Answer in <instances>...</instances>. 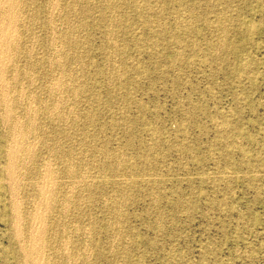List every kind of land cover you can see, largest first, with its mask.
Instances as JSON below:
<instances>
[{
	"label": "rangeland",
	"instance_id": "rangeland-1",
	"mask_svg": "<svg viewBox=\"0 0 264 264\" xmlns=\"http://www.w3.org/2000/svg\"><path fill=\"white\" fill-rule=\"evenodd\" d=\"M21 1H23L24 4H21ZM153 1L154 2H152V0H121L120 3L119 0H94L96 5L93 0H18L17 2L16 0H0V2H4L3 4L0 3V6L3 7H0V11L2 10L0 12V18L2 20H0V27L4 24L0 28V34L4 31L7 35L9 33L5 41L4 39L2 40L0 36V43L3 41L0 44V48L2 49L0 50V57L2 59V57L5 56L3 57L4 60L0 59V65H3H1L3 69L0 66V74H3V76L0 75V88H3L0 90V100L4 99V101H0V264H39V259L43 260H41L43 263L40 262V264H46V262L48 264H55L56 262V264H69L68 262H70V264H264V0ZM156 5L163 11L156 8ZM223 5L225 7H223ZM218 6L222 7L220 8ZM14 7L17 8L12 10ZM45 7L47 8L46 11ZM73 7H76V9ZM19 8L21 9L20 13L18 11ZM51 8L54 9V11ZM109 8L110 10L107 11ZM73 10L74 14L71 15ZM8 11L11 12V14L9 13L7 15ZM220 11H223V13ZM17 13L18 16H15ZM21 13L24 15L22 16ZM112 13L113 15H111ZM9 15L11 18L8 17ZM17 17L18 19H16ZM7 18H10V20L8 21ZM48 18L51 19V21H48ZM12 19L16 22L13 23ZM20 19H22L21 22ZM30 20L32 22L29 24ZM151 20L153 21L151 22ZM73 23L78 25L76 26ZM51 24L52 27L54 25L53 28H51ZM68 25L71 28H69ZM110 25L113 26V28ZM16 26L17 29L15 28ZM10 27L13 31L9 29ZM87 27L88 29L86 30ZM110 27L111 29H109ZM225 28L226 30H224ZM148 29H150L151 32ZM66 30L68 31L66 32ZM179 32L181 33L179 34ZM113 33L115 38L112 36ZM13 34H16L15 39ZM80 34L85 35L81 37ZM34 35L35 37H33ZM46 35L48 39L45 38ZM107 36L112 37V39L110 37L107 38ZM61 38L62 41H65L62 42ZM35 39L37 40L35 41ZM109 41H113V44ZM4 44L9 45L11 50H9V46L5 47L6 45ZM17 44L18 46H16ZM13 45L15 46L14 48ZM179 45L180 47H178ZM119 46L121 49L116 50L120 48ZM49 47H51V49ZM68 50H70V53ZM178 50H180V52ZM7 51L10 52V54ZM177 52L179 54H177ZM45 53L47 54L45 55ZM25 54L28 57H26ZM47 55L48 57H46ZM42 57L43 59H40ZM6 59L11 60L7 62ZM3 61L8 64H4ZM49 62L51 64H49ZM48 64L52 66L49 67ZM60 64L61 66L63 65V68L57 66ZM78 65H80V70L78 69ZM14 66L15 71L13 68ZM25 66L26 68H24ZM30 67L31 69L29 70ZM81 68L83 69L81 70ZM56 70H58V72H56ZM77 70L81 73H78ZM112 70L115 73H112ZM51 71L55 73V75L50 73ZM15 72L17 76H15ZM72 72L73 74L71 75ZM77 74H79V76ZM68 75L70 78L73 76L72 79H70ZM74 76L77 79L74 78ZM105 76L108 77L105 78ZM109 76H111L110 79ZM78 77L81 79L79 78L78 80ZM13 78L15 79L12 80ZM28 78L29 80H27ZM54 80H56V83ZM3 81H5V83H3ZM10 81H13V83ZM20 84L24 87H21L22 85ZM51 84L55 85L52 86ZM33 85L35 87H33ZM45 86L49 90L51 89V91L49 92ZM36 87H38V91L34 89ZM65 87L68 90L65 91ZM61 88H63V90ZM19 90L22 92L19 93ZM28 93L29 95H27ZM6 94H8V96ZM54 96L55 98L57 97V99H55ZM28 97L33 98V100ZM16 98L17 101L15 100ZM58 99H60V101ZM42 101L45 104H43L45 109L42 105ZM22 102L24 103L22 104ZM15 104L17 106H15ZM47 108L52 109H49L51 110V114H48L49 110L47 111ZM18 109L20 111H18ZM16 114L21 115L16 116ZM7 116L9 117L7 118ZM87 116L90 117L88 121L87 119H89V117ZM13 117H16V119ZM76 117L77 119H75ZM215 118L217 119L215 120ZM60 125H63L62 129H60ZM21 128L22 130H20ZM28 128L29 130L26 131ZM34 128L37 131L35 130L34 132ZM12 130L13 132L15 130L13 136H11L13 133ZM17 132H19V137ZM65 132H67L68 136ZM50 134L51 136H48ZM52 134H54V136ZM15 135L16 137H14ZM65 136L67 137L65 138ZM13 137L15 138L14 140ZM9 138H12V140ZM16 138H19V140ZM24 138L26 141H24ZM41 138L42 144L40 142ZM236 140L238 141L236 142ZM36 141L38 142L36 143ZM13 142L16 143L14 144ZM13 144L16 149L13 148ZM49 144H51L52 147ZM20 146L23 147L21 148ZM68 146L74 149L71 148V150H69L68 148L70 147ZM43 147H47L46 150H48V152ZM32 148L35 151L31 150ZM84 148L87 150L84 151ZM9 149H15L17 151L14 150L15 152L12 151L11 154L13 156H11L12 162L14 164L16 163L15 165L12 163L11 170H14H12L13 172L10 174L14 180L10 175L6 176L7 171L3 169L8 163L7 157L8 153L11 151H8ZM25 151H28V153ZM52 151L53 154L51 153ZM54 151L58 152L56 153ZM77 151L80 153L82 151V155ZM15 155H18L19 158H16L18 156ZM72 155L76 156V158ZM28 157H32L30 158L32 161H30ZM42 157H44L45 161ZM53 157L57 158V162H55L56 159ZM41 159L42 161L40 162ZM115 159H117V161ZM43 162H45V164ZM83 162H86V164ZM122 162H124L123 165ZM67 164L70 165L69 167L73 171L72 175L66 172V168H68ZM87 164L89 166H87ZM46 166H49V168ZM19 167L20 169H18ZM26 168L28 169L26 170ZM43 168L44 172L46 169L49 171L44 173L42 170ZM34 170H36V172ZM112 170H114V172ZM251 172H254L253 175ZM66 173L69 174V176L66 175ZM41 174H45L49 178ZM16 175L19 177L17 178ZM21 175L24 176L22 177ZM52 175L55 176L52 177ZM75 175L77 177H75ZM84 176L86 177L84 178ZM20 178L21 180L19 181ZM45 178L47 181L43 183ZM11 179L12 182L8 183V186L7 181H11ZM90 179L93 180L91 181ZM50 181L53 182L51 183ZM19 182L21 183L19 184ZM35 182L38 187L35 186ZM65 184L67 187L69 186V191L64 186ZM104 184L106 185L105 187ZM14 185L15 188H13ZM22 185H24L23 188ZM50 187L53 189H49ZM36 188L40 190L38 189V191ZM77 188L79 189L76 190ZM49 190H51V193ZM79 190L81 194L78 192ZM119 190L120 192L118 193ZM92 191H96V193ZM123 191H125V193H123ZM54 194H56L57 197ZM113 195L118 199L116 200L115 197L114 199ZM54 197L55 199H53ZM104 197L105 199L107 197L106 202ZM10 199H13L12 201L14 202ZM43 201H46L45 205ZM52 202L54 204H52ZM122 203L123 206L121 205ZM32 204L34 209L31 207ZM38 204H40L39 208L45 206L43 208L44 211L42 208H38ZM76 204L77 206L75 207L74 205ZM113 205L118 206L113 207ZM28 206L31 209L28 208ZM63 208L66 209V212ZM77 209L79 210L77 211ZM14 210H16V212ZM18 210L21 215H19ZM110 210H112L111 214ZM42 211L43 214L41 213V215L44 217L43 219L41 215L38 214V212ZM22 212L24 213L22 214ZM27 212L29 216H27ZM32 213H34V215ZM75 215L79 217L77 218ZM15 216H17V219ZM114 216H116L115 218L117 219H115ZM13 217L16 219V222ZM108 217L111 219L109 220ZM31 220H34L33 223H31ZM38 220L41 221L39 222ZM42 222L43 225L41 224ZM57 222L65 226L63 231L61 228L57 231L54 230V224ZM39 223L40 225L37 227ZM71 223L73 225H71ZM30 224H32V226ZM114 224L116 226L115 228L112 226ZM14 225H16V227ZM121 225L124 227L122 226V228ZM13 226L15 228L19 226V228H17L19 242H21L27 250L30 249V235L41 232L39 234H42V237H40L39 240L36 239L35 244L37 243V246L34 244V249L31 250L32 252H29L30 254H28V256L18 254V244L13 236ZM20 227L21 232L19 231ZM29 228L33 229L30 230ZM49 228L51 232L50 230L48 231ZM71 228L72 230H70ZM47 231L50 237H47ZM118 232L119 234H117ZM88 233H90V235H87ZM53 234L55 235L53 236ZM74 240H76L75 243ZM52 243L54 246L51 245ZM59 243L60 246L58 245ZM57 245L58 247H56ZM82 245L88 246L84 247ZM53 248H57V251L53 250ZM66 249L68 251H66ZM58 254L60 255L59 259ZM65 254L68 255L66 256ZM78 254H80V256ZM24 257L27 259H24ZM81 258L83 260H81ZM171 260H173L174 263H172Z\"/></svg>",
	"mask_w": 264,
	"mask_h": 264
},
{
	"label": "bare ground",
	"instance_id": "bare-ground-1",
	"mask_svg": "<svg viewBox=\"0 0 264 264\" xmlns=\"http://www.w3.org/2000/svg\"><path fill=\"white\" fill-rule=\"evenodd\" d=\"M2 1H3V0H2ZM4 1H7V0H4ZM17 1H18V0H16V2H17ZM28 1H29V0H28ZM32 1H33V0H32ZM35 1H36V0H35ZM51 1H52V0H51ZM77 1H78V0H77ZM82 1H83V0H82ZM84 1H85V0H84ZM97 1H100V0H97ZM101 1H102V0H101ZM103 1H105V0H103ZM108 1H109V0H108ZM111 1H112V0H111ZM119 1H120V3H121V0H119ZM136 1H137V0H136ZM160 1H161V0H160ZM168 1H169V0H168ZM219 1H220V0H219ZM11 2H12V1H11ZM16 2H15V3H16ZM21 2H22L21 4H24L23 1H21ZM45 2H46V1H45ZM47 2H48V1H47ZM69 2H70V1H69ZM80 2H81V1H80ZM91 2H92V1H91ZM93 2H94V0H93ZM114 2H116V1H114ZM138 2H139V1H138ZM148 2H149V1H148ZM152 2H154V1L152 0ZM157 2H158V1H157ZM196 2H197V1H196ZM230 2H231V1H230ZM0 3L3 4L4 2H0ZM8 3H10V2H8ZM12 3H13V2H12ZM15 3H14V5H15ZM29 3H31V2H29ZM51 3H52V2H51ZM51 3H50V4H51ZM77 3H78V2H77ZM83 3H84V2H83ZM94 3H95V2H94ZM103 3H104V2H103ZM105 3H106V2H105ZM107 3H108V2H107ZM110 3H112V2H110ZM122 3H123V2H122ZM155 3H156V1H155ZM161 3H162V2H161ZM10 4H11V3H10ZM32 4H33V3H32ZM44 4H45V3H44ZM53 4H54V1H53ZM56 4H57V1H56ZM56 4H55V6H56ZM73 4H74V3H73ZM92 4H93V3H92ZM95 4H96V3H95ZM95 4H94V6H95ZM127 4H128V3H127ZM138 4H140V3H138ZM159 4H160V2H159ZM187 4H188V3H187ZM224 4H225V2H224ZM4 5H6V4H4ZM16 5L18 6L17 3H16ZM16 5H15V6H16ZM96 5H97V4H96ZM103 5H104V4H103ZM117 5H118V3H117ZM146 5H147V4H146ZM157 5H158V4H157ZM157 5H156V6H157ZM176 5H177V4H176ZM180 5H181V4H180ZM8 6H10V5H8ZM21 6H22V5H21ZM25 6H26V2H25ZM25 6H24V7H25ZM46 6H47V5H46ZM49 6H50V5H49ZM52 6H53V5H52ZM52 6H51V7H52ZM72 6H73V5H72ZM75 6H76V4H75ZM77 6H78V5H77ZM82 6H83V4H82ZM105 6H106V5H105ZM140 6H141V5H140ZM150 6H151V5H150ZM159 6H160V5H159ZM0 7H1V6H0ZM6 7H7V6H6ZM12 7H13V6H12ZM24 7H23V8H24ZM31 7H32V6H31ZM33 7H34V5H33ZM47 7H48V6H47ZM62 7H63V6H62ZM80 7H81V6H80ZM83 7H84V6H83ZM97 7H98V6H97ZM97 7H96V8H97ZM122 7H123V6H122ZM147 7H148V6H147ZM164 7H165V6H164ZM197 7H198V6H197ZM218 7H220V6H218ZM221 7H222V6H221ZM221 7H220V8H221ZM223 7H225V6L223 5ZM1 8H3V7H1ZM1 8H0V9H1ZM15 8H17V7L12 8V10L15 9ZM20 8H21V7H20ZM20 8H19V10H18L19 13H20V10H21ZM45 8H46V7H45ZM49 8H50V7H49ZM52 8H53V7H52ZM52 8H51V9H52ZM71 8H72V7H71ZM73 8H74V7H73ZM85 8H86V7H85ZM89 8H91V7H89ZM94 8H95V7H94ZM98 8H99V7H98ZM110 8H111V7H110ZM110 8L107 9V11L110 10ZM156 8L159 9L158 6H157ZM156 8H155V9H156ZM160 8H161V6H160ZM6 9H7V8H6ZM59 9H60V8H59ZM74 9H76V7H75ZM100 9H101V8H100ZM102 9H103V8H102ZM117 9H118V7H117ZM144 9H145V8H144ZM148 9H149V8H148ZM150 9H151V8H150ZM164 9H165V8H164ZM4 10H5V9H4ZM12 10H11V11H12ZM25 10H26V9H25ZM27 10H28V9H27ZM32 10H33V9H32ZM46 10H47V8L45 9V11H46ZM52 10L54 11V9H52ZM52 10H51V11H52ZM62 10H63V9H62ZM81 10H82V9H81ZM81 10H80V11H81ZM87 10H88V9H87ZM93 10H94V9H93ZM105 10H106V9H105ZM113 10H114V9H113ZM122 10H123V9H122ZM122 10H119V11H122ZM153 10H154V9H153ZM159 10H160V9H159ZM187 10H188V9H187ZM199 10H200V9H199ZM217 10H218V9H217ZM220 10H221V9H220ZM1 11H2V10H1ZM1 11H0V12H1ZM6 11H7V10H6ZM9 11H10V8H9ZM9 11H8L7 15H8L9 13L11 14V12H9ZM34 11H35V10H34ZM60 11H61V10H60ZM77 11H78V10H77ZM80 11H79V12H80ZM83 11H84V10H83ZM114 11H115V10H114ZM114 11H113V12H114ZM135 11H136V10H135ZM137 11H138V10H137ZM148 11H149V10H148ZM156 11H158V10H156ZM156 11H155V12H156ZM160 11H163V10H160ZM160 11H159V12H160ZM224 11H225V10H224ZM3 12H5V11H3ZM27 12H28V11H27ZM31 12H32V11H31ZM31 12H30V13H31ZM72 12H73V13H72L71 15L74 14V10H73ZM84 12H85V11H84ZM110 12H112V11H110ZM122 12H123V11H122ZM138 12H139V11H138ZM153 12H154V11H153ZM190 12H191V10H190ZM215 12H216V11H215ZM220 12L223 13V11H220ZM23 13H25V12H23ZM30 13H29V15H30ZM52 13H54V12H52ZM59 13H60V12H59ZM81 13H82V12H81ZM94 13H95V12H94ZM100 13H101V12H100ZM117 13H118V12H117ZM141 13H142V11H141ZM143 13H145V12H143ZM156 13H157V12H156ZM161 13H162V12H161ZM185 13H186V12H185ZM196 13H197V11H196ZM33 14H34V12H33ZM50 14H51V12H50ZM60 14H61V13H60ZM64 14H65V13H64ZM103 14H104V13H103ZM119 14H120V13H119ZM138 14H139V13H138ZM147 14H148V13H147ZM147 14H146V15H147ZM152 14H153V13H152ZM157 14H158V13H157ZM217 14H218V13H217ZM0 15H1V14H0ZM4 15H6V14H4ZM19 15H20V14H19ZM21 15L23 16L24 14L21 13ZM35 15H36V13H35ZM35 15H34V16H35ZM51 15H52V14H51ZM62 15H63V14H62ZM68 15H69V14H68ZM90 15H91V13H90ZM104 15H105V14H104ZM107 15H108V13H107ZM111 15H113V13H112ZM177 15H178V14H177ZM182 15H183V14H182ZM15 16H18V13H17V15L15 14ZM15 16H14V19H15ZM25 16H26V15H25ZM40 16H41V15H40ZM58 16H59V15H58ZM63 16H64V15H63ZM69 16H70V15H69ZM69 16H68V17H69ZM116 16H117V14H116ZM186 16H187V15H186ZM224 16H225V15H224ZM5 17H6V16H5ZM8 17H10V15H9ZM35 17H36V16H35ZM45 17H46V16H45ZM49 17H50V15H49ZM107 17H108V16H107ZM110 17H111V16H110ZM112 17H113V16H112ZM114 17H115V16H114ZM120 17H121V16H120ZM138 17H139V16H138ZM145 17H147V16H145ZM228 17H229V16H228ZM2 18H3V16H2ZM10 18H11V17H10ZM10 18H9V19L7 18L8 21L10 20ZM12 18H13V17H12ZM23 18H24V17H23ZM28 18H29V16H28ZM30 18H32V17H30ZM50 18H51V17H50ZM65 18H66V17H65ZM65 18H64V19H65ZM115 18H116V17H115ZM117 18H118V17H117ZM16 19H18V17H17ZM34 19H35V18H34ZM52 19H53V18H52ZM61 19H62V18H61ZM93 19H94V18H93ZM123 19H124V18H123ZM128 19H129V18H128ZM151 19H152V17H151ZM186 19H187V17H186ZM193 19H194V18H193ZM0 20H1V18H0ZM12 20H13V19H12ZM21 20H22V19H20V22H21ZM45 20H46V18H45ZM49 20L51 21V19L48 18V21H49ZM79 20H80V19H79ZM107 20H108V18H107ZM107 20H106V21H107ZM114 20H115V19H114ZM114 20H113V21H114ZM218 20H219V18H218ZM223 20H224V19H223ZM225 20H226V19H225ZM1 21H2V20H1ZM1 21H0V23H1ZM8 21H7V22H8ZM27 21H28V20H27ZM52 21H53V20H52ZM60 21H61V20H60ZM62 21H63V20H62ZM70 21H72V20H70ZM91 21H92V20H91ZM98 21H99V20H98ZM108 21H109V20H108ZM117 21H118V19H117ZM117 21H116V22H117ZM119 21H120V20H119ZM141 21H142V20H141ZM152 21H153V20H151V22H152ZM182 21H183V20H182ZM14 22H16V21L13 20V23H14ZM31 22H32V21L30 20L29 24H30ZM33 22H34V21H33ZM67 22H68V21H67ZM75 22H76V21H75ZM102 22H103V21H102ZM155 22H156V21H155ZM209 22H210V21H209ZM209 22H208V23H209ZM218 22H219V21H218ZM5 23H6V22H5ZM47 23H48V22H47ZM49 23H50V22H49ZM54 23H55V22H54ZM81 23H82V22H81ZM100 23H101V22H100ZM103 23H105V22H103ZM103 23H101V24H103ZM114 23H115V22H114ZM117 23H118V22H117ZM149 23H150V21H149ZM158 23H159V22H158ZM216 23H217V22H216ZM221 23H222V22H221ZM24 24H25V23H24ZM26 24H27V23H26ZM35 24H36V23H35ZM71 24H72V23H71ZM71 24H70V25H71ZM73 24H74V23H73ZM105 24H106V23H105ZM110 24H111V23H110ZM154 24H155V23H154ZM154 24H153V25H154ZM181 24H182V23H181ZM228 24H229V23H228ZM230 24H231V23H230ZM1 25H2V24H1ZM3 25H4V24H3ZM3 25H2V26H3ZM5 25H6V24H5ZM12 25H13V24H12ZM27 25H28V24H27ZM33 25H34V23H33ZM48 25H49V24H48ZM59 25H60V24H59ZM61 25H62V24H61ZM74 25H76V24H74ZM77 25H78V24H77ZM77 25H76V26H77ZM87 25H88V24H87ZM107 25H108V24H107ZM151 25H152V24H151ZM177 25H178V24H177ZM223 25H224V24H223ZM2 26H1V27H2ZM45 26H46V25H45ZM64 26H65V25H64ZM82 26H83V25H82ZM101 26H102V25H101ZM110 26H111V25H110ZM118 26H119V25H118ZM147 26H148V25H147ZM154 26H155V25H154ZM156 26H157V25H156ZM159 26H160V25H159ZM180 26H181V25H180ZM182 26H183V25H182ZM212 26H214V25H212ZM226 26H227V25H226ZM1 27H0V28H1ZM4 27H5V26H4ZM48 27H49V26H48ZM53 27H54V25H53ZM53 27H52V24H51V28H53ZM68 27L71 28L69 25H68ZM89 27H90V26H89ZM107 27H108V26H107ZM111 27L113 28V26H111ZM111 27H110L109 29H111ZM121 27H122V26H121ZM13 28H14V26H13ZM15 28L17 29V26H16ZM51 28H50V29H51ZM56 28H57V26H56ZM56 28H55V29H56ZM58 28H59V26H58ZM60 28H61V27H60ZM69 28H68V29H69ZM78 28H79V27H78ZM82 28H83V27H82ZM100 28H101V27H100ZM117 28H118V27H117ZM9 29H12V28L10 27ZM9 29H8V30H9ZM61 29H62V28H61ZM61 29H60V30H61ZM72 29H73V28H72ZM75 29H76V28H75ZM87 29H88V27L86 28V30H87ZM136 29H137V28H136ZM14 30H15V29H14ZM51 30H52V29H51ZM57 30H58V29H57ZM131 30H132V29H131ZM148 30H150V29H148ZM153 30H154V29H153ZM155 30H156V28H155ZM224 30H226V28H225ZM224 30H223V31H224ZM9 31H10V30H9ZM12 31H13V29H12ZM67 31H68V30H66V32H67ZM71 31H72V30H71ZM107 31H108V29H107ZM109 31H110V30H109ZM176 31H177V30H176ZM201 31H202V30H201ZM31 32H32V31H31ZM50 32H52V31H50ZM55 32H56V30H55ZM63 32H64V31H63ZM79 32H80V31H79ZM130 32H131V31H130ZM147 32H148V31H147ZM150 32H151V30H150ZM157 32H158V30H157ZM189 32H190V31H189ZM218 32H219V31H218ZM221 32H222V31H221ZM224 32H225V31H224ZM227 32H228V30H227ZM7 33H8V31H7ZM20 33H21V32H20ZM28 33H29V32H28ZM33 33H34V31H33ZM45 33H46V32H45ZM52 33H54V32H52ZM60 33H61V32H60ZM70 33H71V32H70ZM73 33H74V32H73ZM177 33H178V32H177ZM180 33H181V32H179V34H180ZM184 33H185V32H184ZM193 33H195V32H193ZM75 34H76V31H75ZM75 34H74V35H75ZM87 34H88V33H87ZM107 34H108V33H107ZM135 34H137V33H135ZM188 34H190V33H188ZM224 34H225V33H224ZM13 35H14V34H13ZM18 35H19V34H18ZM30 35H31V34H30ZM49 35H50V34H49ZM49 35H48V36H49ZM59 35H60V34H59ZM66 35H67V34H66ZM80 35H81V34H80ZM82 35H83V34H82ZM82 35H81V37H82ZM84 35H85V34H84ZM84 35H83V37H84ZM108 35H109V34H108ZM110 35H111V34H110ZM113 35H114V33L112 34V36H113ZM115 35H116V34H115ZM128 35H129V33H128ZM132 35H133V34H132ZM227 35H229V34H227ZM227 35H226V36H227ZM0 36H1L2 40L4 39V41H5V39L8 38L9 33H8V35H7L6 32L4 31V32H2V33L0 34ZM15 36H16V34L14 35V39H15ZM19 36H20V35H19ZM23 36H24V35H23ZM51 36H52V35H51ZM57 36H58V34H57ZM61 36H62V34H61ZM69 36H70V35H69ZM78 36H79V34H78ZM87 36H88V35H87ZM220 36H221V35H220ZM223 36H224V35H223ZM10 37H11V34H10ZM10 37H9V38H10ZM33 37H35V35H34ZM37 37H38V36H37ZM58 37H59V36H58ZM58 37H57V38H58ZM67 37H68V35H67ZM76 37H77V36H76ZM108 37H110V36H107V38H108ZM113 37H114V36H113ZM139 37H140V36H139ZM174 37H175V36H174ZM183 37H184V36H183ZM19 38H20V37H19ZM30 38H32V37H30ZM45 38L48 39L47 35H46ZM59 38H60V37H59ZM59 38H58V39H59ZM63 38H64V37H63ZM73 38H74V37H73ZM105 38H106V37H105ZM110 38L112 39V37H110ZM114 38H115V37H114ZM117 38H118V37H117ZM162 38H163V37H162ZM171 38H172V37H171ZM222 38H224V37H222ZM225 38H227V37H225ZM230 38H231V37H230ZM12 39H13V38H12ZM12 39H11V40H12ZM64 39H65V38H64ZM70 39H71V37H70ZM139 39H141V38H139ZM19 40H20V39H19ZM22 40H23V39H22ZM29 40H31V39H29ZM29 40H28V41H29ZM36 40H37V39H35V41H36ZM39 40H40V38H39ZM45 40H46V39H45ZM49 40H50V39H49ZM51 40H52V39H51ZM67 40H68V39H67ZM109 40H110V39H109ZM114 40H115V39H114ZM222 40H223V39H222ZM9 41H10V39H9ZM33 41H34V40H33ZM35 41H34V42H35ZM61 41H62V38H61ZM63 41H65V40H63ZM63 41H62V42H63ZM75 41H76V40H75ZM77 41H78V38H77ZM104 41H105V40H104ZM174 41H175V40H174ZM180 41H181V40H180ZM180 41H179V42H180ZM189 41H190V40H189ZM2 42H3V41H2ZM2 42H1V43H2ZM6 42H7V41H6ZM11 42H13V41H11ZM17 42H18V41H17ZM31 42H32V41H31ZM46 42H47V41H46ZM78 42H79V41H78ZM109 42H111V41H109ZM112 42H113V41H112ZM112 42H111V43H112ZM171 42H172V40H171ZM244 42H245V41H244ZM1 43H0V44H1ZM22 43H23V42H22ZM50 43H51V42H50ZM50 43H49V45H50ZM55 43H56V42H55ZM57 43H58V42H57ZM80 43H81V42H80ZM86 43H87V42H86ZM161 43H162V42H161ZM191 43H192V42H191ZM20 44H21V43H20ZM25 44H26V43H25ZM44 44H45V42H44ZM61 44H62V43H61ZM65 44H66V42H65ZM112 44H113V43H112ZM114 44H115V43H114ZM116 44H117V43H116ZM153 44H154V43H153ZM177 44H178V43H177ZM4 45H6V44H4ZM31 45H32V44H31ZM46 45H47V44H46ZM70 45H71V44H70ZM108 45H109V43H108ZM108 45H107V46H108ZM142 45H143V44H142ZM7 46H9V45H6L5 47H7ZM16 46H18V44H17ZM26 46H27V45H26ZM65 46H66V45H65ZM110 46H111V45H110ZM110 46H109V47H110ZM132 46H133V45H132ZM153 46H154V45H153ZM158 46H159V44H158ZM162 46H163V45H162ZM0 47H1V46H0ZM14 47H15V46L13 45V48H14ZM60 47H61V46H60ZM72 47H73V46H72ZM116 47H117V46H116ZM119 47H120V46H119ZM138 47H139V46H138ZM138 47H136V48H138ZM143 47H144V46H143ZM160 47H161V45H160ZM178 47H180V45H179ZM190 47H191V46H190ZM213 47H214V46H213ZM228 47H229V46H228ZM230 47H232V46H230ZM16 48H17V47H16ZM30 48H31V47H30ZM49 48L51 49V47H49ZM55 48H56V47H55ZM58 48H59V46H58ZM58 48H57V51H58ZM112 48H113V47H112ZM123 48H124V47H123ZM152 48H153V47H152ZM164 48H165V47H164ZM186 48H187V47H186ZM197 48H198V47H197ZM214 48H215V47H214ZM21 49H22V48H21ZM21 49H20V50H21ZM46 49H47V48H46ZM120 49H121V47H120L119 49H116V50H120ZM142 49H143V48H142ZM0 50H2V49L0 48ZM9 50H11V49H10V46H9ZM16 50H17V49H16ZM30 50H31V49H30ZM30 50H29V51H30ZM54 50H56V49H54ZM59 50H60V49H59ZM66 50H67V49H66ZM66 50H65V51H66ZM74 50H75V49H74ZM78 50H79V49H78ZM112 50H113V49H112ZM181 50H182V49H181ZM21 51H22V50H21ZM21 51H20V52H21ZM31 51H32V50H31ZM45 51H46V50H45ZM80 51H81V50H80ZM114 51H115V50H114ZM138 51H139V50H138ZM154 51H155V50H154ZM163 51H164V50H163ZM178 51L180 52V50H178ZM214 51H215V50H214ZM237 51H238V49H237ZM7 52H8V51H7ZM14 52H15V51H14ZM14 52H13V54L15 55ZM27 52H28V51H27ZM46 52H47V51H46ZM55 52H56V51H55ZM55 52H54V53H55ZM66 52H67V51H66ZM66 52H65V53H66ZM68 52L70 53V50H68ZM71 52H72V51H71ZM75 52H76V51H75ZM158 52H159V51H158ZM8 53L10 54V52H8ZM25 53H26V52H25ZM49 53H50V52H49ZM69 53H68V54H69ZM122 53H123V52H122ZM183 53H184V52H183ZM211 53H212V52H211ZM13 54H12V55H13ZM27 54H28V53H27ZM33 54H34V53H33ZM46 54H47V53H45V55H46ZM79 54H80V53H79ZM111 54H112V53H111ZM117 54H118V53H117ZM177 54H179V53L177 52ZM185 54H186V53H185ZM213 54H214V53H213ZM213 54H212V55H213ZM3 55H5V54H3ZM30 55H31V54H30ZM50 55H51V54H50ZM72 55H73V54H72ZM75 55H76V54H75ZM109 55H110V54H109ZM157 55H158V53H157ZM25 56H26V54H25ZM31 56H32V55H31ZM60 56H61V54H60ZM60 56H57V57H60ZM69 56H70V55H69ZM118 56H119V55H118ZM177 56H178V55H177ZM182 56H183V54H182ZM3 57H5V56H3ZM3 57H2V59L4 60ZM20 57H21V56H20ZM26 57H28V56H26ZM34 57H35V56H34ZM34 57H33V58H34ZM46 57H48V55H47ZM49 57H50V56H49ZM57 57H56V58H57ZM65 57H66V56H65ZM109 57H111V56H109ZM174 57H175V56H174ZM179 57H180V56H179ZM11 58H12V57H11ZM22 58H23V57H22ZM61 58H62V56H61ZM115 58H116V56H115ZM175 58H176V57H175ZM0 59H1V57H0ZM2 59H1V60H2ZM7 59H8V56H7ZM7 59H6V60H7ZM23 59H24V58H23ZM40 59H43V57L40 58ZM58 59H59V58H58ZM63 59H64V58H63ZM70 59H71V58H70ZM75 59H76V58H75ZM77 59H78V58H77ZM80 59H81V58H80ZM82 59H84V58H82ZM177 59H178V58H177ZM205 59H206V58H205ZM244 59H245V57H244ZM247 59H248V58H247ZM1 60H0V62H1ZM9 60H11V59H9ZM9 60H7V62H8ZM27 60H28V59H27ZM37 60H38V59H37ZM51 60H52V56H51ZM51 60H49V61H51ZM197 60H198V59H197ZM213 60H214V59H213ZM39 61H40V60H39ZM82 61H83V60H82ZM82 61H81V63H82ZM89 61H90V60H89ZM3 62H4V61H3ZM23 62H24V61H23ZM27 62H29V61H27ZM37 62H38V61H37ZM61 62H62V61H61ZM61 62H60V63H61ZM72 62H73V60H72ZM74 62H75V61H74ZM77 62H78V61H77ZM129 62H130V61H129ZM24 63H25V62H24ZM24 63H22V64H24ZM55 63H56V62H55ZM55 63H54V64H55ZM63 63H64V62H63ZM67 63H68V62H67ZM75 63H76V62H75ZM89 63H90V62H89ZM243 63H244V62H243ZM249 63H250V62H249ZM4 64H8V63H5V62H4ZM34 64H35V63H34ZM34 64H32V65H34ZM38 64H40V63H38ZM49 64H51V63L49 62ZM49 64H48V66L51 67L52 65L50 66ZM61 64H62V63H61ZM61 64H60V65H57V66L59 67V66H61ZM64 64H65V63H64ZM86 64H87V63H86ZM91 64H92V63H91ZM135 64H136V63H135ZM240 64H241V62H240ZM250 64H251V63H250ZM1 65H2V64H1ZM1 65H0V66H1ZM27 65H28V64H27ZM27 65H26V66H27ZM73 65H74V64H73ZM92 65H93V64H92ZM136 65H137V64H136ZM241 65L243 66V64H241ZM246 65H247V64H246ZM2 66H3V65H2ZM2 66H1V67H2ZM26 66H25L24 68H26ZM34 66H35V65H34ZM34 66H32V67H34ZM45 66H47V65H45ZM62 66H63V65H62ZM62 66H61V67H62ZM70 66H71V65H70ZM79 66H80V65H78V69L80 70ZM87 66H88V65H87ZM154 66H155V65H154ZM5 67H6V66H5ZM5 67H4V68H5ZM22 67H23V65H22ZM27 67H28V66H27ZM37 67H38V66H37ZM71 67H72V66H71ZM71 67H69V68H71ZM74 67H75V66H74ZM81 67H82V64H81ZM88 67H89V66H88ZM121 67H122V66H121ZM13 68H14V71H15V66H14ZM39 68H40V67H39ZM62 68H63V67H62ZM96 68H97V67H96ZM137 68H138V67H137ZM141 68H142V67H141ZM0 69H1V68H0ZM2 69H3V67H2ZM21 69H22V68H21ZM30 69H31V67L29 68V70H30ZM42 69H43V68H42ZM56 69H57V68H56ZM58 69H61V68H58ZM64 69H65V68H64ZM82 69H83V68H81V70H82ZM126 69H127V68H126ZM243 69H244V68H243ZM19 70H20V69H19ZM25 70H27V69H25ZM38 70H39V69H38ZM48 70H49V69H48ZM54 70H55V69H54ZM66 70H67V69H66ZM73 70H74V69H73ZM79 70H77V72H78ZM86 70H87V69H86ZM86 70H85V71H86ZM118 70H119V69H118ZM148 70H149V68H148ZM241 70H242V69H241ZM249 70H250V69H249ZM2 71H3V70H2ZM4 71H5V69H4ZM12 71H13V70H12ZM42 71H43V70H42ZM70 71H71V70H70ZM70 71H66V72H70ZM0 72H1V70H0ZM16 72H17V71H16ZM16 72H15V76H17V75H16ZM28 72H29V71H28ZM31 72H32V71H31ZM56 72H58V70H56ZM61 72H62V71H61ZM61 72H60V74H61ZM108 72H109V71H108ZM111 72H112V73H115V72H113V70H112ZM116 72H117V71H116ZM124 72H125V71H124ZM124 72H123V73H124ZM249 72H250V71H249ZM8 73H9V72H8ZM23 73H24V72H23ZM39 73H41V72H39ZM50 73H52V71H51ZM64 73H65V72H64ZM78 73H81V72H78ZM82 73H83V72H82ZM85 73H86V72H85ZM109 73H110V72H109ZM118 73H119V72H118ZM146 73H147V72H146ZM229 73H230V72H229ZM246 73H247V71H246ZM24 74H26V73H24ZM28 74H29V73H28ZM33 74H34V73H33ZM52 74L55 75V73H52ZM56 74H57V73H56ZM67 74H68V73H67ZM72 74H73V72L71 73V75H72ZM105 74H106V73H105ZM116 74H117V73H116ZM0 75H1V74H0ZM7 75H8V74H7ZM10 75H11V74H10ZM10 75H9V76H10ZM13 75H14V74H13ZM29 75H30V74H29ZM41 75H42V74H41ZM43 75H44V74H43ZM46 75H47V74H46ZM50 75H51V74H50ZM64 75H66V74H64ZM69 75H70V73H69ZM69 75H68V77H69ZM77 75L79 76V74H77ZM95 75H96V74H95ZM1 76H3V74H2ZM1 76H0V77H1ZM20 76H21V75H20ZM39 76H40V75H39ZM58 76H59V75H58ZM83 76H84V74H83ZM83 76H82V77H83ZM113 76H114V75H113ZM119 76H122V75H119ZM249 76H250V75H249ZM13 77H14V76H13ZM24 77H25V76H24ZM33 77H34V75H33ZM61 77H62V76H61ZM61 77H60V78H61ZM65 77H66V76H65ZM72 77H73V76H72ZM72 77H71V78L69 77V78L72 79ZM107 77H108V76H107ZM107 77L105 76V78H107ZM110 77H111V76H109V79H110ZM123 77H124V76H123ZM5 78H6V77H5ZM5 78H4V79H5ZM11 78H12V77H11ZM15 78H16V77H15ZM15 78H13L12 80H14ZM36 78H37V77H36ZM39 78H41V77H39ZM45 78H46V77H45ZM48 78H49V76H48ZM54 78H55V77H54ZM54 78H53V79H54ZM74 78H76V77L74 76ZM79 78H80V77H78V80H79ZM120 78H121V77H120ZM248 78H249V77H248ZM4 79H3V80H4ZM8 79H9V78H8ZM51 79H52V78H51ZM58 79H59V77H58ZM70 79H69V80H70ZM76 79H77V78H76ZM80 79H81V78H80ZM123 79H124V78H123ZM245 79H246V78H245ZM27 80H29V78H28ZM30 80H31V79H30ZM33 80H34V79H33ZM44 80H45V79H44ZM65 80H66V79H65ZM82 80H83V79H82ZM8 81H9V80H8ZM17 81H18V80H17ZM50 81H51V80H50ZM55 81H56V80H54V82H55ZM62 81H63V80H62ZM73 81H74V80H73ZM108 81H109V80H108ZM111 81H112V80H111ZM115 81H116V80H115ZM122 81H123V80H122ZM128 81H130V80H128ZM10 82H11V81H10ZM30 82H32V81H30ZM44 82H45V81H44ZM47 82H48V81H47ZM67 82H68V81H67ZM3 83H5V81H3ZM11 83H13V81H12ZM52 83H53V82H52ZM55 83H56V82H55ZM57 83H59V82H57ZM74 83H75V82H74ZM77 83H78V82H77ZM118 83H119V82H118ZM16 84H17V83H16ZM16 84H15V86H16ZM22 84H23V83H22ZM22 84H20V85H22ZM27 84H28V83H27ZM48 84H49V83H48ZM78 84H79V83H78ZM80 84H81V81H80ZM115 84H116V83H115ZM122 84H123V83H122ZM125 84H126V83H125ZM125 84H124V86H125ZM5 85H6V84H5ZM23 85H24V84H23ZM23 85H22L21 87H24V86H25V85H24V86H23ZM28 85H30V84H28ZM38 85H39V84H38ZM42 85H43V83H42ZM51 85H52V84H51ZM54 85H55V84H54ZM54 85H52V86H54ZM57 85H58V84H57ZM75 85H76V84H75ZM81 85H82V84H81ZM3 86H4V85H3ZM10 86H11V85H10ZM30 86H31V85H30ZM43 86H44V85H43ZM67 86H69V85H67ZM77 86H79V85H77ZM7 87H8V86H7ZM21 87H20V88H21ZM33 87H35V86L33 85ZM45 87H46V86H45ZM47 87H48V85H47ZM47 87H46V88H47ZM69 87H70V86H69ZM69 87H68V88H69ZM72 87H73V86H72ZM75 87H76V86H75ZM120 87H121V86H120ZM9 88H10V87H9ZM9 88H8V89H9ZM13 88H14V87H13ZM20 88H18V89H20ZM28 88H29V87H28ZM28 88H27V89H28ZM37 88H38V87H36V88H34V89L37 90ZM43 88H44V87H43ZM49 88H52V87H49ZM65 88H66V87H65ZM81 88H82V87H81ZM2 89H3V88H0V90H2ZM27 89H26V90H27ZM47 89H48V88H47ZM61 89L63 90V88H61ZM78 89H79V88H78ZM5 90H6V89H5ZM21 90H22V89H21ZM44 90H45V89H44ZM56 90H57V89H56ZM66 90H68V89L66 88L65 91H66ZM70 90H71V89H70ZM70 90H69V91H70ZM76 90H77V89H76ZM76 90H75V91H76ZM79 90H80V89H79ZM8 91H9V90H8ZM17 91H18V90H17ZM19 91H20V90H19ZM24 91H25V90H24ZM24 91H23V93H24ZM29 91H30V88H29ZM37 91H38V90H37ZM48 91L50 92L51 89H50V90L48 89ZM54 91H55V90H54ZM1 92H2V91H1ZM6 92H7V91H6ZM13 92H14V91H13ZM21 92H22V91H20L19 93H21ZM26 92H27V91H26ZM35 92H36V91H35ZM46 92H47V91H46ZM57 92H58V91H57ZM60 92H61V90H60ZM71 92H72V91H71ZM77 92H78V91H77ZM14 93H15V92H14ZM17 93H18V92H17ZM23 93H22V94H23ZM38 93H39V92H38ZM44 93H45V92H44ZM61 93H62V92H61ZM2 94H3V93H2ZM34 94H37V93H34ZM41 94H42V93H41ZM67 94H68V93H67ZM3 95H4V94H3ZM6 95L8 96V94H6ZM12 95H13V94H12ZM27 95H29V93H28ZM31 95H32V94H31ZM31 95H30V96H31ZM37 95H39V94H37ZM69 95H70V94H69ZM71 95H72V94H71ZM33 96H34V95H33ZM42 96H43V95H42ZM46 96H47V95H46ZM56 96H57V95H56ZM64 96H65V95H64ZM66 96H67V95H66ZM73 96H74V93H73ZM73 96H72V97H73ZM12 97H13V96H12ZM12 97H11V98H12ZM16 97H18V96H16ZM25 97H26V94H25ZM35 97H36V96H35ZM38 97H39V96H38ZM38 97H37V98H38ZM59 97H60V96H59ZM61 97H62V96H61ZM75 97H76V93H75ZM93 97H94V96H93ZM7 98H8V97H7ZM18 98H19V97H18ZM28 98H30V97H28ZM39 98H40V97H39ZM52 98H53V97H52ZM54 98H55V96H54ZM70 98H71V97H70ZM19 99H20V98H19ZM30 99L33 100V98H30ZM34 99H35V98H34ZM50 99H51V98H50ZM55 99H57V97H56ZM63 99H64V98H63ZM67 99H68V98H67ZM6 100H7V99H6ZM15 100L17 101V98H16ZM15 100H14V101H15ZM31 100H30V101H31ZM43 100H44V99H43ZM45 100H46V99H45ZM47 100H48V99H47ZM52 100H53V99H52ZM58 100L60 101V99H58ZM58 100H57V103H58ZM0 101L2 102V101H4V99H3V100H0ZM9 101H10V100H9ZM11 101H12V100H11ZM48 101H50V100H48ZM28 102H29V101H28ZM31 102H32V101H31ZM42 102H43V101H42ZM45 102H47V101H45ZM51 102H52V101H51ZM51 102H50V103H51ZM5 103H7V102H5ZM10 103H11V102H10ZM19 103H20V102H19ZM19 103H18V104H19ZM23 103H24V102H22V104H23ZM29 103H30V102H29ZM38 103H39V102H38ZM47 103H48V102H47ZM50 103H49V104H50ZM52 103H53V102H52ZM52 103H51V104H52ZM13 104H14V102H13ZM25 104H26V103H25ZM43 104H44V102L42 103V105H43ZM51 104H50V105H51ZM59 104H60V103H59ZM239 104H240V103H239ZM4 105H5V104H4ZM32 105H33V104H32ZM42 105H41V107H42ZM44 105H45V104H44ZM44 105H43V106H44ZM50 105H49V106H50ZM53 105H54V104H53ZM56 105H57V104H56ZM15 106H17V105L15 104ZM58 106H59V105H58ZM34 107H35V104H34ZM36 107H37V106H36ZM41 107H40V110H41ZM55 107H57V106H55ZM194 107H195V106H194ZM14 108H15V107H14ZM21 108H22V107H21ZM21 108H20V109H21ZM25 108H26V107H25ZM32 108H33V107H32ZM6 109H7V108H6ZM10 109H11V108H10ZM27 109H28V106H27ZM42 109H43V107H42ZM44 109H45V106H44ZM49 109H51V108H47V111H48ZM56 109H57V108H56ZM56 109H55V110H56ZM25 110H26V109H25ZM25 110H24V111H25ZM51 110H52V109H51ZM51 110H49V113H48V112H46V113L51 114V113H50ZM53 110H54V109H53ZM67 110H68V109H67ZM237 110H238V109H237ZM9 111H10V110H9ZM9 111H7V112H9ZM14 111H15V110H14ZM18 111H20V110L18 109ZM26 111H27V110H26ZM26 111H25V112H26ZM32 111H33V110H32ZM59 111H60V110H59ZM68 111H69V110H68ZM190 111H191V110H190ZM194 111H195V110H194ZM194 111H193V112H194ZM11 112H12V111H11ZM39 112H40V111H39ZM62 112H63V111H62ZM62 112H61V114H62ZM70 112H71V111H70ZM16 113H17V112H16ZM26 113H27V112H26ZM28 113H29V112H28ZM46 113H45V116H46ZM65 113H67V112H65ZM65 113H64V114H65ZM89 113H90V112H89ZM0 114H1V113H0ZM21 114H22V112H21ZM21 114H19V115H21ZM33 114H34V113H33ZM74 114H75V113H74ZM85 114H86V113H85ZM91 114H92V113H91ZM189 114H190V113H189ZM192 114H193V113H192ZM19 115L16 114V116H19ZM27 115H28V114H27ZM30 115H32V114H30ZM38 115H39V113H38ZM56 115H57V114H56ZM72 115H73V114H72ZM88 115H89V114H88ZM13 116H14V114H13ZM22 116H23V115H22ZM22 116H21V118H22ZM48 116H49V115H48ZM54 116H55V114H54ZM54 116H53V117H54ZM61 116H62V115H61ZM74 116H75V115H74ZM89 116H90V115H89ZM89 116H87V117H89ZM4 117H5V115H4ZM8 117H9V116H7V118H8ZM11 117H12V116H11ZM24 117H25V115H24ZM37 117H38V116H37ZM53 117H52V119H53ZM68 117H69V116H68ZM87 117H86V118H87ZM222 117H223V115H222ZM225 117H226V116H225ZM13 118L16 119V117H13ZM38 118H39V117H38ZM43 118H44V116H43ZM48 118H49V117H48ZM71 118H72V117H71ZM73 118H74V117H73ZM61 119H62V118H61ZM63 119H64V117H63ZM75 119H77V117H76ZM216 119H217V118H215V120H216ZM223 119H224V117H223ZM7 120H8V119H7ZM19 120H20V119H19ZM21 120H22V119H21ZM38 120H39V119H38ZM40 120H41V119H40ZM64 120H65V119H64ZM66 120H67V119H66ZM88 120H90V117H89V119H87V121H88ZM26 121H27V120H26ZM31 121H32V120H31ZM31 121H30V122H31ZM49 121H50V120H49ZM61 121H62V120H61ZM93 121H94V120H93ZM93 121H92V122H93ZM191 121H192V120H191ZM193 121H195V120H193ZM217 121H218V120H217ZM233 121H234V120H233ZM15 122H16V121H15ZM69 122H70V121H69ZM71 122H72V121H71ZM73 122H74V121H73ZM220 122H221V121H220ZM11 123H12V122H11ZM11 123H10V125H11ZM13 123H14V121H13ZM16 123H17V122H16ZM16 123H15V124H16ZM52 123H53V122H52ZM59 123H60V122H59ZM64 123H65V122H64ZM212 123H214V122H212ZM218 123H219V122H218ZM218 123H217V125H218ZM222 123H223V122H222ZM226 123H227V122H226ZM60 124H61V123H60ZM2 125H3V124H2ZM2 125H1V126H2ZM6 125H7V124H6ZM21 125H22V123H21ZM29 125H30V124H29ZM38 125H39V124H38ZM50 125H51V124H50ZM13 126H15V125H13ZM30 126H31V125H30ZM32 126H33V125H32ZM46 126H47V125H46ZM60 126H61V125H60ZM62 126H63V125H62ZM62 126H61L60 129L63 128ZM215 126H216V125H215ZM220 126H221V124H220ZM220 126H219V127H220ZM225 126H226V125H225ZM236 126H237V125H236ZM10 127H11V126H10ZM20 127H21V126H20ZM27 127H28V126H27ZM38 127H40V126H38ZM49 127H50V126H49ZM58 127H59V126H58ZM216 127H217V126H216ZM2 128H3V127H2ZM231 128H232V127H231ZM14 129H15V127H14ZM18 129H19V128H18ZM18 129H17V130H18ZM57 129H59V128H57ZM64 129H65V128H64ZM218 129H219V128H218ZM10 130H11V128H10ZM20 130H22V128H21ZM25 130H26V129H25ZM28 130H29V128H28L26 131H28ZM35 130H36V129L34 128L33 131L35 132ZM38 130H40V129H38ZM45 130H46V129H45ZM151 130H152V128H151ZM155 130H156V129H155ZM158 130H159V129H158ZM7 131H8V130H7ZM18 131H19V130H18ZM36 131H37V130H36ZM41 131H42V130H41ZM43 131H44V130H43ZM159 131H160V130H159ZM3 132H4V129H3ZM9 132H10V131H9ZM12 132H13V130H12ZM14 132H15V130H14ZM14 132L12 133L11 136H13V135L15 134ZM29 132H30V131H29ZM38 132H39V131H38ZM62 132H63V131H62ZM151 132H152V131H151ZM230 132H231V131H230ZM10 133H11V132H10ZM17 133H18V137H19V132H17ZM17 133H16V134H17ZM26 133H27V132H26ZM46 133H47V132H46ZM53 133H54V132H53ZM65 133H66V135H67V132H65ZM155 133H156V132H155ZM219 133H220V131H219ZM221 133H222V132H221ZM8 134H9V133H8ZM20 134H21V133H20ZM24 134H25V133H24ZM27 134H28V133H27ZM42 134H43V133H42ZM63 134H64V133H63ZM217 134H218V133H217ZM228 134H229V133H228ZM237 134H238V133H237ZM29 135H30V134H29ZM29 135H28V136H29ZM52 135L54 136V134H52ZM56 135H57V134H56ZM61 135H62V134H61ZM154 135H156V134H154ZM220 135H221V134H220ZM9 136H10V135H9ZM25 136H26V135H25ZM25 136H24V137H25ZM28 136H27V137H28ZM33 136H34V135H33ZM38 136H39V135H38ZM44 136H45V135H44ZM48 136H51V134L48 135ZM58 136H59V135H58ZM67 136H68V135H67ZM67 136H65V138H66ZM227 136H228V135H227ZM232 136H233V134H232ZM14 137H16V135H15ZM14 137H13V140L15 139ZM31 138H32V137H31ZM36 138L40 139L39 137H36ZM49 138H51V137H49ZM153 138H154V137H153ZM236 138H237V137H236ZM9 139H10V138H9ZM16 139L19 140V138H16ZM24 139H25V138H24ZM52 139H53V138H52ZM58 139H59V137H58ZM68 139H69V138H68ZM70 139H71V138H70ZM157 139H158V138H157ZM224 139H225V138H224ZM10 140H12V138H11ZM36 140H37V139H36ZM50 140H51V139H50ZM50 140H49V141H50ZM62 140H63V139H62ZM85 140H86V139H85ZM8 141H9V140H8ZM24 141H26V139H25ZM24 141H23V142H24ZM38 141H39V140H38ZM38 141H36V143H37ZM82 141H83V140H82ZM82 141H81V142H82ZM86 141H87V140H86ZM237 141H238V140H236V142H237ZM11 142H12V141H11ZM18 142H19V141H18ZM18 142H17V143H18ZM40 142H41V144H42V138H41V141H40ZM45 142H46V141H45ZM51 142H52V141H51ZM54 142H55V141H54ZM60 142H62V141H60ZM83 142H84V141H83ZM157 142H158V141H157ZM13 143H14V142H13ZM15 143H16V142H15ZM15 143H14V144H15ZM34 143H35V142H34ZM49 143H50V142H49ZM79 143H80V141H79ZM89 143H90V142H89ZM220 143H221V142H220ZM224 143H225V142H224ZM238 143H239V142H238ZM241 143H242V142H241ZM7 144H8V143H7ZM14 144H13V148H15ZM18 144H19V143H18ZM18 144H17V145H18ZM27 144H28V143H27ZM31 144H32V142H31ZM31 144H30V145H31ZM46 144H47V142H46ZM46 144H45V145H46ZM54 144H55V143H54ZM56 144H57V141H56ZM81 144H82V143H81ZM86 144H87V143H86ZM86 144H85V145H86ZM227 144H228V143H227ZM8 145H10V144H8ZM22 145H23V144H22ZM24 145H25V144H24ZM47 145H48V144H47ZM49 145H51V144H49ZM58 145H59V144H58ZM89 145H90V144H89ZM103 145H104V144H103ZM215 145H216V144H215ZM215 145H214V146H215ZM220 145H221V144H220ZM225 145H226V144H225ZM257 145H258V144H257ZM257 145H256V147H257ZM262 145H263V144H262ZM27 146H28V145H27ZM34 146H35V144H34ZM61 146H62V145H61ZM76 146H77V145H76ZM86 146H87V145H86ZM8 147H9V146H8ZM20 147L22 148L23 146H20ZM32 147H33V145H32ZM51 147H52V145H51ZM54 147H55V146H54ZM54 147H53V148H54ZM56 147H57V146H56ZM68 147H70V146H68ZM68 147H67V148H68ZM74 147H75V146H74ZM82 147H85V146H82ZM226 147H227V146H226ZM239 147H240V146H239ZM256 147H255V148H256ZM43 148H45V147H43ZM46 148H47V147H46ZM46 148H45V150H46ZM59 148H60V147H59ZM71 148H73V147H70V148H68V149L71 150ZM85 148H86V147H85ZM85 148H84V151L87 150V149L85 150ZM87 148H88V147H87ZM224 148H225V147H224ZM240 148H242V147H240ZM15 149H16V148H15ZM15 149H13V150H12V149H9V150H8V151L11 150V151L8 153V157H7V158H8V161H7L8 163H7V165L5 166V168H3V169H6V171H7L6 176L10 175V174L13 172L12 170H14V169L11 170V166H12V163H13L12 160H11L13 156H12L11 154H12V151H14ZM19 149H20V148H19ZM55 149H56V148H55ZM57 149H58V148H57ZM68 149H67V150H68ZM73 149H74V148H73ZM73 149H72V150H73ZM78 149H79V148H78ZM184 149H185V148H184ZM20 150H21V149H20ZM27 150H28V148H27ZM31 150H34V149L32 148ZM49 150H50V149H49ZM62 150H64V149H62ZM67 150H66V151H67ZM237 150H238V149H237ZM240 150H241V149H240ZM262 150H263V146H262ZM15 151H16V150H15ZM15 151H14V152H15ZM34 151H35V150H34ZM46 151L48 152V150H46ZM78 151H80V150H78ZM78 151H77V152H78ZM84 151H83V153H84ZM222 151H223V150H222ZM255 151H256V150H255ZM16 152H17V151H16ZM25 152H26V151H25ZM54 152H56V151H54ZM57 152H58V151H57ZM57 152H56V153H57ZM60 152H61V151H60ZM72 152H73V151H72ZM224 152H225V151H224ZM258 152H259V151H258ZM18 153H19V152H18ZM26 153H28V151H27ZM31 153H33V152H31ZM31 153H30V154H31ZM51 153L53 154V151H52ZM51 153H50V155H51ZM64 153H65V152H64ZM70 153H71V152H70ZM70 153H68V154H70ZM78 153H79L80 155H82V151H81V153H80V152H78ZM119 153H120V152H119ZM263 153H264V152H263ZM6 154H7V153H6ZM16 154H17V153H16ZM60 154H61V153H60ZM76 154H77V153H76ZM222 154H223V152H222ZM255 154H256V153H255ZM32 155H33V154H32ZM32 155H31V156H32ZM63 155H65V154H63ZM77 155H78V154H77ZM114 155H117V154H114ZM119 155H120V154H119ZM262 155H263V154H262ZM6 156H7V155H6ZM11 156H12V157H11ZM15 156H18V155H15ZM23 156H24V155H23ZM72 156H73V155H72ZM83 156H84V154H83ZM241 156H242V155H241ZM47 157H49V156H47ZM51 157H52V156H51ZM73 157L76 158V156H73ZM116 157H118V156H116ZM122 157H123V156H122ZM14 158H15V157H14ZM16 158H19V156L16 157ZM22 158H23V157H22ZM22 158H20V159H22ZM30 158H32V157H30ZM30 158L28 157L29 160H30ZM42 158H43V160H44V157H42ZM53 158L56 159L55 162H57V158H55V157H53ZM53 158H52V159H53ZM81 158H82V156H81ZM109 158H110V157H109ZM112 158H113V157H112ZM118 158H119V157H118ZM123 158H124V157H123ZM146 158H147V157H146ZM23 159H24V158H23ZM47 159H48V158H47ZM59 159H60V158H59ZM63 159H64V157H63ZM70 159H72V158H70ZM77 159H78V156H77ZM83 159H84V158H83ZM83 159H82V160H83ZM29 160H27V161H29ZM50 160H51V158H50ZM80 160H81V159H80ZM85 160H86V159H85ZM115 160L117 161V159H115ZM124 160H125V159H124ZM126 160H127V159H126ZM227 160H228V159H227ZM14 161H16V160H14ZM22 161H23V160H22ZM27 161H25V162H27ZM30 161H32V160H30ZM41 161H42V159L40 160V162H41ZM44 161H45V160H44ZM48 161H49V160H48ZM48 161H47V162H48ZM83 161H84V160H83ZM86 161H87V160H86ZM109 161H110V160H109ZM122 161H123V160H122ZM147 161H148V160H147ZM149 161H150V160H149ZM17 162H18V161H17ZM23 162H24V161H23ZM36 162H37V161H36ZM50 162H51V161H50ZM50 162H49V163H50ZM68 162H69V161H68ZM73 162H74V160H73ZM76 162H77V161H76ZM106 162H107V161H106ZM150 162H151V161H150ZM150 162H149V163H150ZM33 163H34V162H33ZM43 163L45 164V162H43ZM43 163H42V167H43ZM66 163H67V162H66ZM71 163H72V162H71ZM74 163H75V162H74ZM78 163H79V162H78ZM83 163H84V162H83ZM83 163H82V164H83ZM103 163H104V162H103ZM111 163H112V162H111ZM111 163H110V164H111ZM123 163H124V162H122V165H123ZM125 163H126V162H125ZM127 163H128V162H127ZM147 163H148V162H147ZM13 164H14V163H13ZM15 164H16V163H15ZM15 164H14V165H15ZM22 164H24V163H22ZM34 164H35V163H34ZM37 164H39V163H37ZM46 164H47V163H46ZM50 164H51V163H50ZM50 164H49V166H50ZM52 164H53V163H52ZM72 164H73V163H72ZM82 164H81V165H82ZM84 164H86V162H85ZM88 164H90V163H88ZM88 164H87V166H89ZM99 164H100V163H99ZM117 164H118V162H117ZM20 165H21V163H20ZM26 165H27V164H26ZM58 165H59V164H58ZM67 165H68V164H67ZM73 165H74V164H73ZM81 165H80V166H81ZM108 165H109V164H108ZM112 165H113V164H112ZM127 165H128V164H127ZM49 166H46V167L49 168ZM69 166H70V165H68V168H66V172H68L70 175H72V174H73V171H72V169H71ZM75 166H77V165H75ZM147 166H149V165H147ZM150 166H151V165H150ZM247 166H248V165H247ZM20 167H21V166H20ZM20 167H19L18 169H20ZM27 167H28V165H27ZM29 167H30V166H29ZM85 167H86V166H85ZM105 167H106V166H105ZM110 167H111V166H110ZM116 167H117V165H116ZM237 167H238V166H237ZM239 167H240V166H239ZM12 168H13V167H12ZM14 168H15V167H14ZM53 168H54V167H53ZM57 168H58V167H57ZM59 168H60V167H59ZM72 168H73V167H72ZM79 168H80V167H79ZM82 168H83V167H82ZM130 168H132V167H130ZM225 168H226V167H225ZM27 169H28V168H26V170H27ZM40 169H41V168H40ZM50 169H51V167H50ZM74 169H75V167H74ZM108 169H109V168H108ZM247 169H248V168H247ZM16 170H17V169H16ZM16 170H15V171H16ZM29 170H30V169H29ZM42 170H43V172H44V168H43ZM58 170H59V169H58ZM60 170H61V169H60ZM76 170H77V169H76ZM87 170H88V169H87ZM87 170H86V173H87ZM104 170H105V169H104ZM125 170H126V169H125ZM125 170H124V171H125ZM15 171H14V172H15ZM17 171H18V170H17ZM34 171L36 172V170H34ZM46 171H49V170L46 169L45 172H46ZM63 171H64V170H63ZM63 171H62V172H63ZM112 171L114 172V170H112ZM127 171H128V170H127ZM127 171H126V172H127ZM130 171H131V170H130ZM248 171H249V170H248ZM19 172H20V171H19ZM32 172H33V171H32ZM40 172H41V171H40ZM43 172H42V173H43ZM45 172H44V173H45ZM53 172H54V171H53ZM55 172H56V171H55ZM55 172H54V173H55ZM78 172H80V171H78ZM102 172H104V171H102ZM15 173H16V172H15ZM15 173H13V174H15ZM33 173H34V172H33ZM56 173H57V172H56ZM60 173H61V172H60ZM86 173H85V174H86ZM109 173H110V172H109ZM230 173H231V172H230ZM251 173H252V172H251ZM253 173H254V172H253ZM253 173H252V175H253ZM38 174H40V173H38ZM46 174H47V173H46ZM69 174L66 173V175H68V176H69ZM74 174H75V173H74ZM79 174H80V173H79ZM24 175H25V171H24ZM24 175H23V176H24ZM41 175H42V174H41ZM41 175H40V176H41ZM43 175H45V174H43ZM43 175H42V176H43ZM60 175H61V174H60ZM63 175H64V174H63ZM66 175H65V176H66ZM83 175H84V174H83ZM225 175H226V174H225ZM228 175L230 176L229 173H228ZM254 175H255V174H254ZM16 176H17V178L19 177L18 175H16ZM21 176H22V175H21ZM21 176H20V177H21ZM23 176H22V177H23ZM45 176L48 177L47 175H45ZM54 176H55V175H52V177H54ZM79 176H81V175H79ZM79 176H78V177H79ZM102 176H103V174H102ZM10 177H12V176L10 175ZM28 177H29V176H28ZM30 177H31V176H30ZM52 177H51V178H52ZM75 177H77V176L75 175ZM75 177H74V178H75ZM85 177H86V176H84V178H85ZM4 178H5V176H4ZM12 178H13V177H12ZM15 178H16V177H15ZM17 178H16V180H17ZM37 178H38V177H37ZM42 178H43V177H42ZM48 178H49V177H48ZM70 178H71V176H70ZM74 178H73V179H74ZM100 178H101V177H100ZM24 179H25V178H24ZM30 179H31V178H30ZM75 179H76V178H75ZM79 179H80V178H79ZM227 179H230V178H227ZM13 180H14V178H13ZM16 180H15V181H16ZM20 180H21V178L19 179V181H20ZM28 180H29V179H28ZM36 180H37V179H36ZM40 180H41V179H40ZM48 180H49V179H48ZM50 180H51V179H50ZM57 180H59V179H57ZM64 180H65V179H64ZM77 180H78V179H77ZM88 180H89V178H88ZM90 180H91V179H90ZM92 180H93V179H92ZM92 180H91V181H92ZM100 180H101V179H100ZM108 180H109V179H108ZM43 181H44L43 183H45V181H47L46 178H45ZM55 181H56V180H55ZM62 181H63V180H62ZM68 181H69V180H68ZM80 181H81V180H80ZM85 181H86V180H85ZM95 181H96V180H95ZM5 182H6V181H5ZM11 182H12V179H11V181H7V184H8V183H11ZM28 182H29V181H28ZM50 182H51V181H50ZM52 182H53V181H52ZM52 182H51V183H52ZM72 182H73V180H72ZM100 182H101V181H100ZM20 183H21V182H19V184H20ZM31 183H32V182H31ZM38 183H39V181H38ZM41 183H42V182H41ZM46 183H47V182H46ZM51 183H50V184H51ZM67 183H68V182H67ZM78 183H79V182H78ZM108 183H109V181H108ZM254 183H255V181H254ZM17 184H18V183H17ZM35 184H36V182H35ZM76 184H77V182H76ZM85 184H87V183H85ZM89 184H90V182H89ZM100 184H101V183H100ZM114 184L117 185L116 183H114ZM15 185H16V184H15ZM15 185H14L13 188H15ZM26 185H28V184H26ZM30 185H31V184H30ZM39 185H41V184H39ZM44 185H45V184H44ZM51 185H52V184H51ZM71 185H72V184H71ZM71 185H70V186H71ZM81 185H82V184H81ZM94 185H95V183H94ZM96 185H97V184H96ZM120 185H122V184H120ZM8 186H9V184H8ZM17 186H18V185H17ZM23 186H24V185H22V188H23ZM35 186L38 187L37 184H36ZM41 186H42V185H41ZM59 186H61V185H59ZM64 186H65V187L67 188V190H68V187H69V186L67 187L66 184H65ZM72 186H73V185H72ZM86 186H88V185H86ZM101 186H102V185H101ZM105 186H106V185L104 184V187H105ZM107 186H108V185H107ZM117 186H118V185H117ZM26 187H28V186H26ZM31 187H32V186H31ZM65 187H64V189H65ZM73 187H74V186H73ZM91 187H92V186H91ZM91 187H90V188H91ZM9 188H10V187H9ZM9 188H8V189H9ZM39 188H40V186H39ZM39 188H38V189H39ZM83 188H84V187H83ZM92 188H93V187H92ZM106 188H107V187H106ZM119 188H120V186H119ZM10 189H11V188H10ZM29 189H30V188H29ZM33 189H34V187H33ZM36 189H37V188H36ZM38 189H37V190H38ZM49 189H51V187H50ZM52 189H53V188H52ZM52 189H51V190H52ZM78 189H79V188H77L76 190H78ZM116 189H117V188H116ZM121 189H122V188H121ZM124 189H125V188H124ZM39 190H40V189H39ZM39 190H38V191H39ZM44 190H45V188H44ZM51 190H49L50 193H51ZM62 190H63V189H62ZM62 190H61V191H62ZM69 190H70V189H69ZM69 190H68V191H69ZM80 190H81V189H80ZM80 190L78 191L79 193H80ZM99 190H100V189H99ZM9 191H11V190H9ZM29 191H30V190H29ZM38 191H37V192H38ZM42 191H43V190H42ZM45 191L48 193L47 190H45ZM53 191H54V190H53ZM57 191H58V188H57ZM59 191H60V190H59ZM64 191H66V190H64ZM64 191H63V192H64ZM86 191H87V189H86ZM15 192H17V191H15ZM40 192H41V191H40ZM88 192H89V191H88ZM92 192H93V191H92ZM94 192L96 193V191H94ZM94 192H93V193H94ZM119 192H120V190L118 191V193H119ZM35 193H36V192H35ZM44 193H45V192H44ZM50 193H49V194H50ZM68 193H69V192H68ZM70 193H71V191H70ZM70 193H69V194H70ZM79 193H78V194H79ZM83 193H84V192H83ZM86 193H87V192H86ZM98 193H99V192H98ZM98 193H97V194H98ZM102 193H103V191H102ZM102 193H101V194H102ZM123 193H125V191H123ZM69 194H68V195H69ZM75 194H76V192H75ZM80 194H81V193H80ZM99 194H100V193H99ZM11 195H13V194H11ZM54 195L56 196V194H54ZM60 195H62V194H60ZM68 195H67V196H68ZM83 195H84V194H83ZM91 195H92V193H91ZM106 195H107V194H106ZM118 195H119V194H118ZM118 195H116V196H118ZM13 196H14V195H13ZM43 196H45V195H43ZM62 196H63V195H62ZM70 196H71V195H70ZM75 196H76V195H75ZM88 196H89V195H88ZM124 196H125V195H124ZM29 197H30V196H29ZM56 197H57V196H56ZM68 197H69V196H68ZM68 197H67V198H68ZM78 197H79V196H78ZM86 197H87V196H86ZM114 197H115V196L113 195V198H114ZM120 197H121V196H120ZM11 198H13V197H11ZM65 198H66V197H65ZM69 198H70V197H69ZM83 198H84V197H83ZM115 198H116V197H115ZM115 198H114V199H115ZM121 198H122V197H121ZM121 198H120V199H121ZM29 199H30V198H29ZM53 199H55V197H54ZM53 199H51V200H53ZM58 199H59V198H58ZM60 199H61V197H60ZM60 199H59V200H60ZM73 199H74V198H73ZM77 199H79V198H77ZM77 199H76V200H77ZM81 199H82V198H81ZM101 199H102V198H101ZM106 199H107V197H106ZM106 199H105V197H104L105 202H106ZM108 199H109V198H108ZM111 199H112V198H111ZM117 199H118V198H116V200H117ZM10 200H11V199H10ZM12 200H13V199H12ZM12 200H11V201H12ZM27 200H28V199H27ZM45 200H46V199H45ZM49 200H50V199H49ZM49 200H48V201H49ZM62 200H63V199H62ZM66 200H67V199H66ZM82 200H83V199H82ZM102 200H103V199H102ZM102 200H101V201H102ZM33 201H34V200H33ZM36 201H37V200H36ZM119 201H120V200H119ZM123 201H124V200H123ZM125 201H126V200H125ZM12 202H14V201H12ZM39 202H40V201H39ZM39 202H38V203H39ZM41 202H42V201H41ZM43 202H44V201H43ZM45 202H46V201H45ZM45 202H44V205H45ZM57 202H58V201H57ZM75 202H76V201H75ZM102 202H103V201H102ZM114 202H115V201H114ZM117 202H118V201H117ZM49 203H50V201H49ZM59 203H60V202H59ZM78 203H79V202H78ZM82 203H84V202H82ZM103 203H104V202H103ZM111 203H112V202H111ZM13 204H14V203H13ZM13 204H12V206H13ZM52 204H54V203L52 202ZM66 204H67V203H66ZM66 204H65V206H66ZM79 204H80V203H79ZM79 204H78V205H79ZM114 204H115V203H114ZM116 204H118V203H116ZM188 204H189V203H188ZM42 205H43V204H42ZM63 205H64V204H63ZM121 205L123 206V203H122ZM218 205H219V204H218ZM15 206H16V205H15ZM35 206H36V205H35ZM37 206H38V208H39L40 204H38ZM48 206H49V205H48ZM65 206H64V208H65ZM74 206L76 207L77 204L74 205ZM83 206H84V205H83ZM105 206H106V205H105ZM117 206H118V205H113V207H117ZM119 206H120V204H119ZM215 206H216V205H215ZM16 207H17V206H16ZM31 207H33V204H32ZM44 207H45V206H43V208H44ZM61 207H62V206H61ZM86 207H87V206H86ZM90 207H91V206H90ZM110 207H111V206H110ZM175 207H176V206H175ZM11 208H12V207H11ZM18 208H19V207H18ZM28 208H30V207L28 206ZM38 208H37V209H38ZM41 208H42V207H41ZM41 208H39V209H41ZM43 208H42V210H43ZM64 208H63V209H64ZM66 208H67V206H66ZM78 208H79V207H78ZM87 208H88V207H87ZM105 208H106V207H105ZM120 208H121V207H120ZM15 209H16V208H15ZM30 209H31V208H30ZM30 209H28V210H30ZM33 209H34V207H33ZM79 209H80V208H79ZM79 209H77V211H78ZM106 209H107V208H106ZM108 209H109V208H108ZM35 210H36V209H35ZM56 210H58V209H56ZM59 210H60V209H59ZM90 210H91V209H90ZM14 211L16 212V210H14ZM39 211H40V210H39ZM43 211H44V210H43ZM43 211H42V212H38V214H40V215H41V213L43 214ZM51 211H52V210H51ZM64 211L66 212V209H64ZM70 211H71V210H70ZM73 211H74V209H73ZM88 211H89V210H88ZM111 211H112V210H110V214H111ZM115 211H117V210H115ZM118 211H119V210H118ZM15 212H14V213H15ZM29 212H30V211H29ZM45 212H46V211H45ZM48 212H49V211H48ZM58 212H59V211H58ZM71 212H72V211H71ZM113 212H114V210H113ZM123 212H124V211H123ZM18 213H19V210H18ZM18 213H17V214H18ZM23 213H24V212H22V214H23ZM27 213H28V212H27ZM35 213H36V212H35ZM62 213H63V212H62ZM62 213H61V214H62ZM69 213H70V212H69ZM77 213H78V212H77ZM77 213H76V214H77ZM106 213H107V212H106ZM121 213H122V212H121ZM17 214H16V215H17ZM32 214L34 215V213H32ZM61 214H60V215H61ZM88 214H90V213H88ZM88 214H87V215H88ZM91 214H92V213H91ZM116 214H117V212H116ZM123 214H124V213H123ZM123 214H122V215H123ZM19 215H21V214L19 213ZM24 215H25V214H24ZM35 215H36V214H35ZM46 215H47V214H46ZM56 215H57V214H56ZM68 215H69V214H68ZM77 215H80V214H77ZM112 215H113V214H112ZM13 216H14V214H13ZM27 216H29V213H28ZM44 216H45V215H44ZM124 216H125V215H124ZM124 216H123V217H124ZM15 217H16V219H17V216H15ZM36 217H39V216H36ZM41 217H42V219L44 218L42 215H41ZM52 217H53V216H52ZM70 217H71V215H70ZM75 217L78 218L79 216H76V215H75ZM112 217H113V216H112ZM115 217H116V216H114V218H115ZM117 217H118V216H117ZM158 217H159V216H158ZM19 218H20V217H19ZM19 218H18V219H19ZM24 218H25V217H24ZM60 218H61V217H60ZM66 218H67V217H66ZM90 218H91V217H90ZM108 218H109V220L111 219L110 217H108ZM118 218H119V217H118ZM13 219H14V217H13ZM16 219H14V221H15ZM31 219H32V218H31ZM33 219H34V218H33ZM37 219H38V218H37ZM39 219H40V218H39ZM42 219H41V220H42ZM50 219H51V218H50ZM55 219H56V218H55ZM63 219H64V218H63ZM112 219H113V218H112ZM115 219H117V218H115ZM119 219H121V218H119ZM124 219H125V218H124ZM19 220H21V219H19ZM22 220H23V219H22ZM29 220H30V219H29ZM34 220H35V219H34ZM34 220H33V221H34ZM41 220H40V221H41ZM59 220H60V219H59ZM59 220H57V221H59ZM61 220H62V219H61ZM77 220H78V219H77ZM91 220H92V219H91ZM93 220H94V219H93ZM121 220H122V219H121ZM121 220H120V222H121ZM33 221L31 220V223H33ZM35 221H36V220H35ZM38 221H39V220H38ZM40 221H39V222H40ZM55 221H56V220H55ZM66 221H67V220H66ZM66 221H65V222H66ZM68 221H70V220H68ZM71 221H72V220H71ZM15 222H16V221H15ZM15 222H14V223H15ZM22 222H23V221H22ZM28 222H29V221H28ZM43 222H44V221H43ZM43 222L41 223L42 225H43ZM72 222H74V221H72ZM90 222H91V221H90ZM104 222H105V221H104ZM106 222H107V220H106ZM106 222H105V223H106ZM108 222H110V221H108ZM115 222H117V221H115ZM19 223H20V221H19ZM24 223H25V222H24ZM26 223H27V222H26ZM50 223H51V220H50ZM53 223H54V221H53ZM113 223H114V222H113ZM113 223H111V224H113ZM20 224H21V223H20ZM36 224H37V223H36ZM45 224H46V223H45ZM45 224H44V225H45ZM60 224H61V223H58V222H57L56 224H54V227H55L54 230L57 231L58 229L61 228V230L63 231V230L65 229V226H64L63 224H61V225H60ZM66 224H67V223H66ZM66 224H65V225H66ZM68 224H69V223H68ZM115 224H116V223H115ZM115 224L112 225L113 228L116 227ZM25 225H26V224H25ZM30 225L32 226V224H30ZM39 225H40V223L37 225V227H38ZM71 225H73V224L71 223ZM89 225H90V224H89ZM91 225H92V224H91ZM95 225H96V224H95ZM14 226L16 227V225H14ZM14 226H13V227H14ZM19 226H20V225H19ZM19 226H18L17 228H19ZM33 226H34V225H33ZM51 226H52V225H51ZM67 226H68V225H67ZM104 226H105V225H104ZM117 226H118V225H117ZM122 226H123V225H121V227H122ZM15 227L13 228V236H14V238L16 239V242H17V244H18V245H17V248H18L17 252H18V254H21V255L23 254V255H25V256H28V254H30L29 252H30L31 250L34 249L33 246H34V244H35L36 239L39 240L40 237H42V234H39V233H41V232H39V233H37V234H31L32 232L30 231V232H31V233H30V234H31V235H30L31 242L29 241V242H30V243H29V244H30V245H29V248H30V249L27 250L26 247H24V245H22V243L19 242V233H18V229L15 228ZM40 227H42V226H40ZM69 227H70V226H69ZM87 227H88V226H87ZM90 227H91V226H90ZM107 227H108V225H107ZM123 227H124V226H123ZM123 227H122V228H123ZM160 227H161V226H160ZM25 228H26V227H25ZM35 228H36V227H35ZM92 228H93V226H92ZM96 228H97V227H96ZM105 228H106V227H105ZM117 228H118V227H117ZM29 229L31 230V229H33V228H29ZM40 229H41V228H40ZM45 229H46V228H45ZM45 229H44V230H45ZM84 229H86V228H84ZM87 229H89V228H87ZM20 230H21V227H20L19 231H20ZM24 230H25V229H24ZM35 230H36V229H35ZM49 230H50V228L48 229V231H49ZM70 230H72V228H71ZM70 230H69V231H70ZM37 231H38V229H37ZM40 231H41V230H40ZM48 231H47V237H48V236L50 237V235H48V234H49ZM93 231H94V230H93ZM111 231H115V230H111ZM133 231H134V230H133ZM20 232H21V231H20ZM24 232H25V231H24ZM43 232H44V231H43ZM43 232H42V233H43ZM50 232H51V230H50ZM70 232H73V231H70ZM70 232H69V233H70ZM119 232H120V231H119ZM119 232H118L117 234H119ZM121 232H122V229H121ZM17 233H18V234H17ZM35 233H36V232H35ZM56 233H57V232H56ZM82 233H83V231H82ZM90 233H91V232H90ZM90 233H88L87 235H90ZM111 233H112V232H111ZM128 233H129V232H128ZM28 234H29V233H28ZM51 234H52V233H51ZM58 234H59V232H58ZM58 234H57V236H58ZM84 234H85V233H84ZM115 234H116V233H115ZM132 234H133V233H132ZM26 235H27V233H26ZM43 235H44V233H43ZM54 235H55V234H53V236H54ZM64 235H65V232H64ZM122 235H123V234H122ZM130 235H131V234H130ZM62 236H63V235H62ZM71 236H72V235H71ZM81 236H82V235H81ZM118 236H121V235H118ZM127 236H128V235H127ZM127 236H126V237H127ZM69 237H70V236H69ZM126 237H125V238H126ZM45 238H46V237H45ZM51 238H52V236H51ZM65 238H66V237H65ZM122 238H123V237H122ZM69 239H70V238H69ZM78 239H79V238H78ZM80 239H81V238H80ZM86 239H87V238H86ZM86 239H85V240H86ZM126 239H128V238H126ZM24 240H25V239H24ZM24 240H23V241H24ZM46 240H47V239H46ZM63 240H65V239H63ZM44 241H45V240H44ZM54 241H55V240H54ZM61 241H62V240H61ZM61 241H60V243H61ZM66 241H67V238H66ZM75 241H76V240H74V243H75ZM51 242H52V241H51ZM51 242H50V243H51ZM58 242H59V241H58ZM63 242H65V241H63ZM24 243H25V242H24ZM60 243L58 244L59 246H60ZM90 243H91V242H90ZM109 243H110V242H109ZM36 244H37V243H36ZM36 244H35V245H36ZM38 244H40V243H38ZM56 244H57V242H56ZM56 244H55V245H56ZM63 244H64V243H63ZM63 244H61V245H63ZM67 244H68V242H67ZM72 244H73V243H72ZM112 244H113V243H112ZM44 245H45V244H44ZM44 245H43V247H44ZM47 245H48V244H47ZM51 245H53V243H52ZM58 245H57L56 247H58ZM69 245H70V243H69ZM84 245H85V243H84ZM84 245H82V246H84ZM130 245H131V244H130ZM36 246H37V245H36ZM53 246H54V245H53ZM65 246H67V245H65ZM65 246H64V247H65ZM75 246H76V245H75ZM78 246H79V244H78ZM87 246H88V245H87ZM87 246H84V247H87ZM111 246H112V245H111ZM111 246H110V247H111ZM27 247H28V246H27ZM39 247H40V245H39ZM43 247H42V248H43ZM62 247H63V246H62ZM68 247H69V246H68ZM73 247H74V245H73ZM79 247H80V246H79ZM49 248H50V247H49ZM54 248H55V247H54ZM54 248H53V250L57 251V250H56L57 248H56V249H54ZM76 248H78V247H76ZM35 249H36V248H35ZM83 249H84V248H83ZM85 249H86V248H85ZM50 250H51V248H50ZM53 250H52V251H53ZM64 250H65V249H64ZM69 250H70V249H69ZM73 250H74V249H73ZM122 250H123V249H122ZM36 251H37V250H36ZM46 251H47V250H46ZM48 251H49V250H48ZM66 251H68V250L66 249ZM78 251H80V250H78ZM31 252H32V251H31ZM39 252H40V251H39ZM41 252H42V251H41ZM49 252H51V251H49ZM73 252H74V251H73ZM73 252H72V253H73ZM76 252H77V251H76ZM81 252H82V251H81ZM34 253H36V252H34ZM58 253H59V251H58ZM85 253H86V252H85ZM121 253H122V252H121ZM40 254H41V253H40ZM45 254H46V253H45ZM47 254H48V253H47ZM68 254H69V253H68ZM68 254H65V255L67 256ZM96 254H97V252H96ZM124 254H125V253H124ZM23 255H22V256H23ZM31 255H32V253H31ZM42 255H43V252H42ZM51 255H52V254H51ZM54 255H55V254H54ZM58 255H59V254H58ZM74 255H75V254H74ZM76 255H77V254H76ZM78 255L80 256V254H78ZM81 255H82V254H81ZM29 256H30V255H29ZM35 256H36V255H35ZM35 256H33V257H35ZM40 256H41V255H40ZM40 256H39V257H40ZM47 256H48V255H47ZM47 256H46V257H47ZM49 256H50V255H49ZM126 256H127V255H126ZM33 257H32V258H33ZM36 257H37V256H36ZM51 257H52V256H51ZM57 257H58V256H57ZM69 257H70V256H69ZM174 257H175V255H174ZM47 258H49V257H47ZM52 258H53V257H52ZM59 258H60V255H59L58 259H59ZM76 258H77V257H76ZM76 258H75V259H76ZM24 259H27V258L24 257ZM38 259H39V258H38ZM50 259H51V258H50ZM56 259H57V258H56ZM72 259H73V258H72ZM78 259H79V258H78ZM78 259H77V260H78ZM85 259H86V257H85ZM124 259H125V258H124ZM124 259H123V260H124ZM177 259H178V258H177ZM30 260H31V259H30ZM41 260H42V259H41ZM41 260H40V259L38 260V261H39V264H40ZM48 260H49V259H48ZM60 260H61V259H60ZM62 260H63V259H62ZM70 260H71V259H70ZM73 260H74V259H73ZM73 260H72V261H73ZM81 260H83V259L81 258ZM93 260H94V259H93ZM34 261H35V260H34ZM42 261H43V260H42ZM55 261H56V260H55ZM65 261H66V260H65ZM75 261H76V260H75ZM126 261H127V260H126ZM26 262H27V261H26ZM31 262H32V261H31ZM51 262H52V261H51ZM59 262H60V261H59ZM59 262H58V263H59ZM63 262H64V261H63ZM80 262H81V261H80ZM171 262L174 263L173 260H171ZM22 263H24V262H22ZM29 263H30V262H29ZM41 263H43V262H41ZM54 263H55V262H54ZM56 263H57V262H56ZM56 263H55V264H56ZM68 263L70 264V262H68ZM73 263H74V261H73ZM75 263H76V262H75ZM19 264H20V263H19ZM31 264H32V263H31ZM34 264H35V263H34ZM37 264H38V263H37ZM46 264H48V263L46 262ZM49 264H51V263H49ZM59 264H60V263H59ZM62 264H64V263H62ZM94 264H95V263H94Z\"/></svg>",
	"mask_w": 264,
	"mask_h": 264
}]
</instances>
